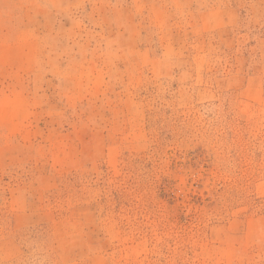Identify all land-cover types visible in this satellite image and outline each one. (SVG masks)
Listing matches in <instances>:
<instances>
[{"label":"rangeland","instance_id":"374dc122","mask_svg":"<svg viewBox=\"0 0 264 264\" xmlns=\"http://www.w3.org/2000/svg\"><path fill=\"white\" fill-rule=\"evenodd\" d=\"M0 264H264V0H0Z\"/></svg>","mask_w":264,"mask_h":264}]
</instances>
